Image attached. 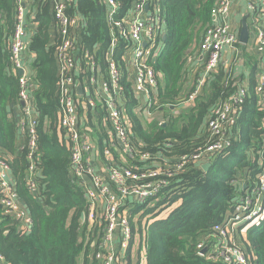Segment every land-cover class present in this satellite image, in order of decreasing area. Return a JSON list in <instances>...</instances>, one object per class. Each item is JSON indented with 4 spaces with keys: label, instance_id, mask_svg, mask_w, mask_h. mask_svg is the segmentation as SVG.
Instances as JSON below:
<instances>
[{
    "label": "trees",
    "instance_id": "obj_1",
    "mask_svg": "<svg viewBox=\"0 0 264 264\" xmlns=\"http://www.w3.org/2000/svg\"><path fill=\"white\" fill-rule=\"evenodd\" d=\"M115 1L121 7L116 14V18H120L129 6V0ZM217 2L149 0V4L157 7L153 9L161 23V34L156 40L161 49L149 61L161 77L151 107L155 119L151 124L132 112L139 103L133 96L131 84L125 82L127 72L123 55L127 44L119 39L114 47L111 46V22L103 0H75L67 5L68 15L83 20L75 30V56L80 67L75 77L89 98H94L89 84L90 69L95 68L99 76L106 78V54L113 48V60L121 72L122 104L129 119L132 141L141 151L151 155L150 164L156 161L169 167L181 158H187V163L173 173L168 185L154 198L152 207H131L132 239L121 264H134L130 252L135 237L144 249L146 264H219L210 262L206 254L200 255L197 245L215 241L213 227L222 225L231 216L237 197L244 192L241 191L242 182H251L257 173L254 168L264 113L257 111V57L242 45H238L237 58L248 73L246 78L240 76L248 93L231 144L209 160L206 171L202 170V165L190 160L209 144L207 122L214 109L227 100L237 86L232 66L226 71L220 66L206 76L193 103L181 106L197 85L201 70L197 65L200 38L211 24V12ZM24 9L28 32L25 53L34 57L32 100L37 127L32 160L36 189L30 193L27 186L30 164L27 135L22 134L21 144L16 145L20 110L16 114L17 121L8 118L19 107V76L13 70L10 51L17 6L15 0H0V155L9 164L18 200L31 218V228L23 234L19 223L4 215L0 207V254L3 257L0 264H78V261L80 264H99L95 253L102 234L98 227L87 234L90 226L86 219L81 221L82 216L88 215V204L83 188L70 176L71 154L64 132L59 129L56 51L60 38L54 22L53 4L51 0H26ZM87 98L76 96L84 104H79V116L83 128L88 129L98 159L103 162L108 139L105 128L101 124L95 125V116L86 107ZM112 157L117 159L114 152ZM167 208V216L158 217ZM157 209L160 212L155 214ZM246 233L241 244L250 264H264V219L260 226L250 228ZM91 241L95 242L94 249L89 246Z\"/></svg>",
    "mask_w": 264,
    "mask_h": 264
},
{
    "label": "built area",
    "instance_id": "obj_2",
    "mask_svg": "<svg viewBox=\"0 0 264 264\" xmlns=\"http://www.w3.org/2000/svg\"><path fill=\"white\" fill-rule=\"evenodd\" d=\"M51 1L54 22L60 38L56 51L59 129L64 132L71 154L70 176L85 193L88 215L83 217L82 221L86 219L90 226L87 234L96 227L102 234L95 258L99 264H121L132 239L129 217L131 207L134 205L152 207L154 198L168 185L167 182L173 177V173L187 163V158L183 157L177 164L169 167L156 161L150 164L149 161L153 159L151 155L141 151L132 141L129 119L122 104L124 90L119 84L121 72L113 60V48H110L106 54L107 77L99 76L98 70L93 67L90 69L89 84L94 98L88 97L86 103V107L95 116V125L101 124L105 128L108 139L104 147L106 157L103 162L98 159L87 133L88 129L83 128V120L79 116V104L83 103L76 99L75 92L78 82L75 75L80 72L75 56L77 49L75 30L83 24V20L66 13L67 5L75 0ZM237 1L243 4L242 19L246 18L248 26L247 45L251 44V49L257 51L255 95L258 100L257 111L264 113V0H218L211 12V24L200 38L197 65L201 70L197 85L183 104L189 106L193 103L205 84L206 76L220 66L225 71L232 66L237 86L236 91L214 109L207 122L209 144L198 154L190 157L191 161L199 165L209 163L212 157L230 146L248 93L241 82V77L236 75L240 72L234 68L237 64L242 65V61L237 58L240 53L238 45H242L239 43L242 20L236 22L231 17V11ZM15 3L17 21L10 51L14 72L18 74V70H22V75L19 76L18 105L21 117L18 125L22 134L28 137L27 159L30 164L27 186L30 193H34L36 186L32 159L37 117L32 100L33 76L27 74L25 66L28 44L24 9L26 0H15ZM103 5L111 22L113 43L111 46L114 47L115 41L119 39L127 44L123 55L127 72L125 82L131 84L133 96L139 103L132 112L142 117L148 124L152 121L151 107L157 95L160 79V74L149 64L161 49L160 43H156L161 34L160 18L153 9L157 7L149 4V0H129V6L122 17L116 18L121 9L117 1L103 0ZM21 102L24 106L20 105ZM259 131L256 151L258 158L254 168L257 173L254 179L249 183L242 182L241 191L244 192L237 197L231 216L222 225L213 227L215 241L200 242L197 245L199 254L204 251V255L206 254L212 263L250 264L241 244L243 241L239 240L237 234L240 228L248 230L260 226L264 219V124ZM112 152L116 154L117 159H113ZM0 207L4 215L19 223L21 233L29 232L31 218L18 200L9 164L1 155ZM159 212L157 209L155 214ZM89 246L94 249L95 242L91 241ZM2 262L3 257L0 254V263Z\"/></svg>",
    "mask_w": 264,
    "mask_h": 264
},
{
    "label": "crops",
    "instance_id": "obj_3",
    "mask_svg": "<svg viewBox=\"0 0 264 264\" xmlns=\"http://www.w3.org/2000/svg\"><path fill=\"white\" fill-rule=\"evenodd\" d=\"M242 5L243 4L241 3V1H237L235 7L231 11V17L236 22H239V21L242 20V15H243L242 12H241L242 11V8H243ZM250 46H251V44L248 43V45L245 46V47L247 49H249L250 51H252V53L257 57V51L252 50ZM33 58H34L33 57V54H26V56H25V64L26 65L25 66H26V72H27V74L29 76H33V78H34V72H33V69H32V60H33ZM235 69L240 72V73H237L236 75H239V76L243 75V76H245V78L248 76L247 71H245V69H244V67L242 65L240 66L239 64H237L236 67H235ZM79 83L80 82H77V84H79ZM82 91H83V95L80 96V97H84V96L90 97L88 95V92L84 88H82ZM181 106L185 107L186 105L185 104H181ZM18 111H19V107L17 109H14L13 110V113H10V116H8V118H11V119L14 118V120L17 121L16 114H17ZM21 140H22V133L19 130L18 131V134L16 136V145H20L21 144ZM209 164H210V162H209ZM137 250H138V253L140 254V256L137 257V258H136L137 254L136 255L133 254V257H132V253L130 252V259H131L132 263H134V264H146L145 257H144V249H143V247L140 248V249L138 248ZM126 253L124 255V259L126 257ZM124 259H123V261H124Z\"/></svg>",
    "mask_w": 264,
    "mask_h": 264
},
{
    "label": "water",
    "instance_id": "obj_4",
    "mask_svg": "<svg viewBox=\"0 0 264 264\" xmlns=\"http://www.w3.org/2000/svg\"><path fill=\"white\" fill-rule=\"evenodd\" d=\"M165 39V36L163 35V40ZM248 42V26L246 24V18H243L241 21V28H240V32H239V43L242 45H246ZM22 75V70H18V76ZM76 95L77 96H82L83 95V91H82V85L79 83L76 86ZM21 106H24V104L21 102L20 103ZM264 157V155H263ZM209 163H205L203 164L202 170L206 171L209 167ZM83 216L81 217V221L83 220ZM200 255H204V251L200 253Z\"/></svg>",
    "mask_w": 264,
    "mask_h": 264
},
{
    "label": "rangeland",
    "instance_id": "obj_5",
    "mask_svg": "<svg viewBox=\"0 0 264 264\" xmlns=\"http://www.w3.org/2000/svg\"><path fill=\"white\" fill-rule=\"evenodd\" d=\"M154 114L152 115V121L150 122V123H148V124H151L154 120ZM173 209V207H171V210ZM168 212H169V209L167 208V209H164V210H162L161 212H160V214H159V216L158 217H160V218H162L164 215L166 216L167 214H168ZM137 219V216L134 218V220H136ZM147 220V219H146ZM153 219H151L150 220V222L152 221ZM144 222V221H143ZM149 222V223H150ZM147 223V222H146ZM247 232V230H245V229H243V228H240L239 229V233L237 234V236H238V238H239V240H242L243 241V239L246 237V233ZM138 238V237H137ZM137 238L135 237V241H134V243H133V245H132V247H131V253H132V257H133V254H137V256H136V258L137 257H139L140 256V254L138 253V248L140 249V246H139V241H137ZM78 264H80V261H78Z\"/></svg>",
    "mask_w": 264,
    "mask_h": 264
}]
</instances>
